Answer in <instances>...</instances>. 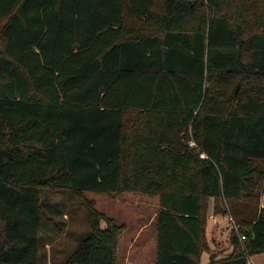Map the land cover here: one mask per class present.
Wrapping results in <instances>:
<instances>
[{"label":"trees","instance_id":"obj_1","mask_svg":"<svg viewBox=\"0 0 264 264\" xmlns=\"http://www.w3.org/2000/svg\"><path fill=\"white\" fill-rule=\"evenodd\" d=\"M43 189L87 211L67 264H118L128 229L87 192L158 199L155 264L263 254L264 0H0V264H39Z\"/></svg>","mask_w":264,"mask_h":264},{"label":"rangeland","instance_id":"obj_2","mask_svg":"<svg viewBox=\"0 0 264 264\" xmlns=\"http://www.w3.org/2000/svg\"><path fill=\"white\" fill-rule=\"evenodd\" d=\"M43 205L47 216L55 223L54 230L41 231V257L39 264H67L69 257L80 243L90 235L87 211L78 198L68 190L43 189ZM85 197L95 202L96 208L113 217L119 224H126L128 229L122 237L117 252L118 264H155L157 232L156 219L153 225L144 229V223L152 220L159 208L158 199L127 193L112 195L87 192ZM208 212V240L211 252L217 258H223L232 252L231 232L238 230L230 209L225 204V211L214 213V201H210ZM223 206V207H224ZM260 209H264V195ZM216 220L215 223L213 220ZM105 227L106 224L102 223ZM250 256V264H254ZM259 257V256H257ZM203 264H208L210 254L205 253ZM259 264H264V258Z\"/></svg>","mask_w":264,"mask_h":264},{"label":"crops","instance_id":"obj_3","mask_svg":"<svg viewBox=\"0 0 264 264\" xmlns=\"http://www.w3.org/2000/svg\"><path fill=\"white\" fill-rule=\"evenodd\" d=\"M147 198V197H146ZM160 211V208H158L157 209V211H155V214H154V216H153V218H152V220H150V221H148V222H145V220L143 221V223L145 224L144 225V228H143V230L144 229H146V228H148V225H153L152 227H153V230H155V228H154V221H155V219H156V223H157V214H158V212ZM215 219L213 220V222L215 223ZM155 240H156V256H157V242H158V226H157V232L155 231ZM257 256H259V257H257ZM264 258V253L263 254H258V255H256L255 257H253L252 259H254L253 260V263L254 264H259L260 263V261L262 260ZM251 261H250V259H249V263H250Z\"/></svg>","mask_w":264,"mask_h":264},{"label":"built area","instance_id":"obj_4","mask_svg":"<svg viewBox=\"0 0 264 264\" xmlns=\"http://www.w3.org/2000/svg\"><path fill=\"white\" fill-rule=\"evenodd\" d=\"M191 145L194 146L195 144L192 142ZM200 156H201V158H204V159L208 158V156L206 154H204V153H202ZM243 238H245V237H243Z\"/></svg>","mask_w":264,"mask_h":264}]
</instances>
